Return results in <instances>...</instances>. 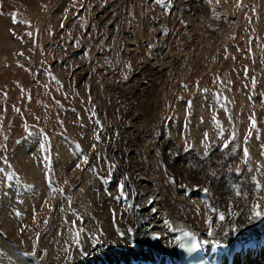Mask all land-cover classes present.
<instances>
[{
    "label": "rangeland",
    "instance_id": "rangeland-1",
    "mask_svg": "<svg viewBox=\"0 0 264 264\" xmlns=\"http://www.w3.org/2000/svg\"><path fill=\"white\" fill-rule=\"evenodd\" d=\"M0 19V210L17 247L52 238L57 210L85 232L93 193L126 209L113 155L137 144L168 187L235 211L212 230L264 225V0H0Z\"/></svg>",
    "mask_w": 264,
    "mask_h": 264
},
{
    "label": "bare ground",
    "instance_id": "bare-ground-1",
    "mask_svg": "<svg viewBox=\"0 0 264 264\" xmlns=\"http://www.w3.org/2000/svg\"><path fill=\"white\" fill-rule=\"evenodd\" d=\"M2 24L0 19V28L3 30L4 26ZM0 32L2 31L0 30ZM158 143L160 141L155 143L156 146L153 144L154 149L157 148L158 150L162 148L163 144L158 145ZM123 149L125 152L128 151L126 148ZM132 149L129 157L125 155V152L120 158L115 156V151L113 155V158L116 160L115 162H117L120 168L119 171L126 174L127 186L130 188V198L132 200H130L129 206H124L127 210L122 208L123 205L120 201L116 204L113 202V199L104 196L102 193V195L93 193V198H95L94 209L97 213L91 212V214L95 216V220H91L90 222L84 221L82 225L85 232H89L91 235L97 234L98 238L90 240L88 236L84 235L85 232L79 233L77 227L72 225L71 227L67 221L70 214L65 213L64 210L56 209L57 212L55 214H57V217H53V222L51 223L54 227L56 226L54 235L52 238H49L48 234L46 235L44 232L38 237L39 239L36 246L34 245V249L27 253L22 248H19V246L17 247L15 240L11 239L6 233L16 228L14 226L17 221L16 216L9 219L8 214L6 217V210H0V264H94L110 260L124 261L127 258L153 259L163 264L165 259L169 260L168 258L172 249L171 238L175 236L179 226L194 229L203 236L215 238L229 245L237 244L244 238H259L264 235V225L258 227V224L245 228L247 230L238 231L241 234L236 232L238 227L236 230L229 229L224 232L227 229V225L231 224L229 221L232 222L234 219L235 211L232 213V217L227 215L223 220L218 219L217 214L221 208L211 195L204 197V195L201 196L195 191L190 192L191 190L188 193L186 191L184 193V190L179 188V186L174 187V185H171L168 187L165 175L159 170L160 165L158 163L160 162L153 161L148 156H144V153L150 154L148 151L150 147L138 146L137 144ZM133 152H138L139 158ZM61 163L64 162L61 161ZM34 165L35 163L32 165V162L27 164L30 168L29 170L27 168L25 173L28 180H32L35 183L32 193L30 192L32 200L35 201L38 195H46V190L40 183V167L37 165L36 171ZM19 192L21 193L22 191ZM34 196L36 197L34 198ZM148 198H151L152 201L146 206L145 203ZM28 200L27 202L23 201L26 203L22 204V207H27V209L22 210V212L26 213L30 209L29 205L32 203L26 205L28 204ZM108 206H112V208L110 207V209ZM199 207L200 214H197V208ZM153 209L155 210L154 213L151 212ZM88 216L84 217L87 218ZM61 217L64 218L65 223L61 222ZM113 219L114 222H112ZM212 225L216 228L219 226L218 229L222 228L224 231L216 232L212 230ZM58 231L59 237L55 235ZM129 232H132V234H129ZM77 233H79L78 240ZM153 233L160 234V239L155 246L149 245V239ZM218 234L222 235L218 236ZM123 235L124 237H122ZM72 242L75 244L82 242L83 248L80 249L79 245H75ZM99 244H101L100 247L98 246ZM245 252V255L242 256L238 253L234 254L233 264H264V257L261 255L263 252L261 250L257 252L256 250L247 248Z\"/></svg>",
    "mask_w": 264,
    "mask_h": 264
},
{
    "label": "snow or ice",
    "instance_id": "snow-or-ice-1",
    "mask_svg": "<svg viewBox=\"0 0 264 264\" xmlns=\"http://www.w3.org/2000/svg\"><path fill=\"white\" fill-rule=\"evenodd\" d=\"M13 22L14 23L16 22L15 18L13 19ZM253 126H255L254 122H253ZM120 187H121V190H122V186H120ZM253 215L256 216V217H261V216H264V213H261L259 211H254ZM219 219L223 220L224 219V216L223 215H220ZM185 235H189V234L188 233H185ZM78 239H79V233H77V240ZM24 255H26V254H24Z\"/></svg>",
    "mask_w": 264,
    "mask_h": 264
},
{
    "label": "water",
    "instance_id": "water-1",
    "mask_svg": "<svg viewBox=\"0 0 264 264\" xmlns=\"http://www.w3.org/2000/svg\"><path fill=\"white\" fill-rule=\"evenodd\" d=\"M152 199L148 198V200L146 201L145 205L148 206L151 203Z\"/></svg>",
    "mask_w": 264,
    "mask_h": 264
}]
</instances>
